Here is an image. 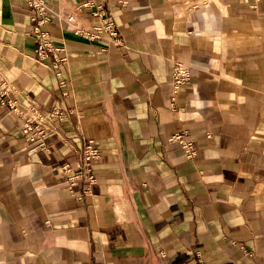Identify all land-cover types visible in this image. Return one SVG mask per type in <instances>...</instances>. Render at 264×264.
Listing matches in <instances>:
<instances>
[{
    "label": "crops",
    "instance_id": "obj_1",
    "mask_svg": "<svg viewBox=\"0 0 264 264\" xmlns=\"http://www.w3.org/2000/svg\"><path fill=\"white\" fill-rule=\"evenodd\" d=\"M83 1L46 0L58 77L27 1L0 0V75L22 104L66 111L38 150L0 104V264H264V0H100L119 45L72 32L69 13L99 22ZM176 62L193 74L174 92ZM88 139L101 156L77 197L61 166Z\"/></svg>",
    "mask_w": 264,
    "mask_h": 264
},
{
    "label": "built area",
    "instance_id": "obj_2",
    "mask_svg": "<svg viewBox=\"0 0 264 264\" xmlns=\"http://www.w3.org/2000/svg\"><path fill=\"white\" fill-rule=\"evenodd\" d=\"M27 5L32 10L31 20L33 22L32 34L37 40L35 55L38 60L49 61L52 69L58 77L61 76L62 65L67 61V55L56 56L50 61V55L56 51H63L64 47L57 45L50 37L49 33L43 29V26L54 20V13L46 3V0H26ZM131 0H119L122 4H127ZM81 8L90 9L92 16L97 17V24L85 27L76 21L74 13H69L65 20L70 24V29L76 35L86 39L109 38L114 44L119 45L121 40L114 21L106 13L103 3L100 0H85L81 3ZM193 68L191 65L176 62L173 70L172 86L176 92L184 83L191 80ZM60 85H65L64 80H60ZM69 92L63 87V95L67 96ZM19 93L16 85L10 80L0 75V104L7 105L11 110L19 113L23 117L21 132L29 144L38 150H48L50 144L47 141L49 134V124L54 120L63 119L66 111L58 106H53L45 112L32 102L22 104L19 100ZM170 142L179 143L187 158H193L196 155L195 144L192 140L185 137L183 132H175L169 137ZM101 150L96 143L88 139L84 142L80 154V161L77 168H73L69 163L61 166L64 175V182L68 190L77 197L88 192V187L96 180L94 163L100 158ZM80 180L86 185L81 194H76L73 189Z\"/></svg>",
    "mask_w": 264,
    "mask_h": 264
}]
</instances>
